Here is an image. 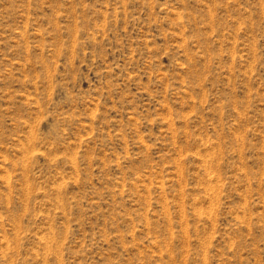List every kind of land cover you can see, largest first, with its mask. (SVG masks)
Returning a JSON list of instances; mask_svg holds the SVG:
<instances>
[{"label": "rangeland", "instance_id": "374dc122", "mask_svg": "<svg viewBox=\"0 0 264 264\" xmlns=\"http://www.w3.org/2000/svg\"><path fill=\"white\" fill-rule=\"evenodd\" d=\"M0 264H264V0H0Z\"/></svg>", "mask_w": 264, "mask_h": 264}]
</instances>
